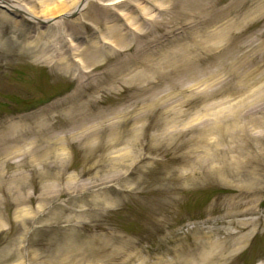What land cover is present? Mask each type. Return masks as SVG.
<instances>
[{
	"label": "rangeland",
	"instance_id": "374dc122",
	"mask_svg": "<svg viewBox=\"0 0 264 264\" xmlns=\"http://www.w3.org/2000/svg\"><path fill=\"white\" fill-rule=\"evenodd\" d=\"M14 1L22 11L0 5V264H64L80 251L95 264L169 261L215 230L211 240L250 232L228 260L264 264V179L234 174L264 172V156L237 167L221 152L246 110L227 55L264 36V0ZM110 22L129 44L89 67L77 100L90 104H63L72 71L34 61L20 41L48 29L101 47ZM247 128L243 141L264 147ZM241 195L247 212L228 217Z\"/></svg>",
	"mask_w": 264,
	"mask_h": 264
},
{
	"label": "bare ground",
	"instance_id": "6f19581e",
	"mask_svg": "<svg viewBox=\"0 0 264 264\" xmlns=\"http://www.w3.org/2000/svg\"><path fill=\"white\" fill-rule=\"evenodd\" d=\"M123 0H108L105 5H112ZM14 0H0V5L4 6L9 10L22 11L21 6ZM85 3V2H84ZM84 3H81L76 10H80L84 7ZM202 3V2H201ZM200 0L195 2L184 3L185 9L194 7V10H200ZM191 10V9H190ZM193 14L199 12L190 11ZM122 13H117L121 17ZM111 22L106 26L102 37L104 40L101 47L90 42L88 46L81 49L83 45L71 44L73 42V33L65 34L63 31L49 33L48 29L44 31H37L35 36L29 38L24 36L20 44L24 47H32L33 59L37 62H45L49 66L59 67L61 71L68 73L72 71V77L77 81L76 89L72 97L65 100L63 104H70L71 108L84 107L92 102V98H86L78 102L77 99L83 92L82 89L88 87L90 84L87 80L89 77V67L95 66L97 62L110 53H114L115 50L125 47L129 44L126 39V35L122 33L116 24ZM2 30L0 29V34ZM51 34V35H50ZM49 35V36H48ZM99 36V35H98ZM215 37V36H214ZM112 43H110V41ZM130 41V40H129ZM64 42H67L65 45ZM131 42V41H130ZM74 45V46H72ZM209 49L207 51H213L218 48L217 43L207 44ZM231 53L227 55L226 68L229 69L230 75L236 76L241 88L242 98L240 100L239 109L242 111L238 120L237 126H233V131L230 136V143L225 149L224 158L229 155V165L239 166V163L245 162L250 163L252 160L264 156V147L259 143H251L249 141H243L244 135L247 133L248 126L258 127V136H264V36L263 33L257 32L253 35V39L248 43H241L230 48ZM210 51V52H211ZM209 52V53H210ZM173 56V53H171ZM76 56L79 57L76 59ZM80 60V61H78ZM164 64H170L169 61L165 60ZM123 69L117 68L116 72H120ZM89 84V85H88ZM257 85V86H255ZM94 92V91H93ZM92 96V95H91ZM71 100V101H69ZM250 119V120H248ZM242 120L249 121L248 125L244 124ZM8 135V134H6ZM5 136V135H4ZM226 151V152H225ZM225 153H228L226 155ZM3 156H7L4 154ZM233 163V164H232ZM243 164V163H242ZM230 172H219L220 175H225ZM236 175L250 176L253 179V183L257 180V177L264 179V172H234ZM257 178V179H256ZM252 183H249L247 189L256 190ZM250 190V191H251ZM243 198L245 195L238 196L231 202L230 207L226 211L228 217L244 214L247 212L243 209ZM237 224L234 221L226 223V228L235 227ZM221 230L223 228H220ZM220 231H211L204 233L200 240H196L194 244L188 248H180L173 255V258L169 261L158 259L154 262H142L140 264H232L229 261V256L233 252L237 251L238 248L247 240L249 233L238 236L236 233L227 231L224 237L211 240L212 236L218 235ZM94 257V258H93ZM98 261L97 258L89 252H78L75 257H72L64 264H95ZM103 264H112L109 258L103 259ZM128 264V263H123Z\"/></svg>",
	"mask_w": 264,
	"mask_h": 264
}]
</instances>
